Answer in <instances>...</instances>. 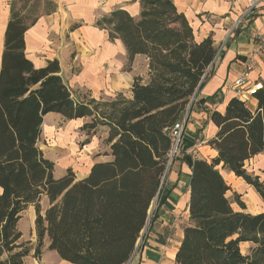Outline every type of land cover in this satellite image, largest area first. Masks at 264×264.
I'll return each mask as SVG.
<instances>
[{
    "label": "trees",
    "instance_id": "16d2710c",
    "mask_svg": "<svg viewBox=\"0 0 264 264\" xmlns=\"http://www.w3.org/2000/svg\"><path fill=\"white\" fill-rule=\"evenodd\" d=\"M141 2L139 19L116 10L100 24L111 25V37L121 38L130 54H149L154 73L148 82L135 78L133 98L103 102L73 91L58 59L35 65L25 51L31 24L12 9L0 64V264H24L32 253L39 258L46 240L68 262L125 264L143 230L146 238L159 219L161 205L152 214L149 209L168 187L177 139L172 129L193 109L220 52L211 37L194 42L187 17L172 0ZM177 20L182 30L172 26ZM255 98V109L234 96L224 111L210 114L218 127L208 141L218 152L211 160L186 153L194 141L182 132L179 151L192 171L190 217L177 264H264V211L235 210L234 202L246 206L237 193L234 200L228 196L231 185L223 173L243 177L264 198V181L245 166L264 152V87ZM50 112L90 118L83 126L91 132L105 126L111 159L97 161L82 178L71 167L56 177L55 161L40 142ZM30 206L36 244L22 241L19 229ZM241 242L252 244L249 251Z\"/></svg>",
    "mask_w": 264,
    "mask_h": 264
},
{
    "label": "crops",
    "instance_id": "0c3cea01",
    "mask_svg": "<svg viewBox=\"0 0 264 264\" xmlns=\"http://www.w3.org/2000/svg\"><path fill=\"white\" fill-rule=\"evenodd\" d=\"M53 1L55 6L46 14L33 19L34 22L24 35L25 51L35 65L45 66L49 59H58L61 76L73 91L79 95L83 91L85 94L81 95H88L89 98L100 101L108 98L111 100L117 92L125 91L126 86H132L137 76L135 67L132 66L131 72L123 71L129 60L128 49L121 38L111 37L109 33L111 25L110 27L101 25L100 21L116 10H125L131 17L139 19L144 6L141 0ZM172 1L178 13L187 17L194 34V42L200 43L203 39L211 37L213 44L218 48L217 53L220 52L216 59V67L202 86L185 127V137L194 141V145L188 148L186 153H191L193 158L211 160L218 155V152L208 141L216 135L218 127L211 121L210 114L215 110H225L228 101L235 96L231 88L232 82L244 70L247 56L260 46L256 35L264 34V0ZM13 2V0H0V64L5 44V31L14 9ZM137 59L138 56L135 57V60ZM257 59L259 63L252 75L255 79L264 81V52ZM131 92L129 90V94ZM247 105L253 109L257 108V99L250 98ZM55 114L58 113L50 112L46 117ZM183 156L184 154L182 158ZM253 160L258 164L259 169L264 171V152L247 162ZM181 167L183 170L179 177L175 176L174 181L168 179L166 190L168 200L163 204V211H159L160 217L156 221L160 222L159 229L164 224L167 225L172 216L176 215V209H185L189 220V180L192 170L186 162H183ZM89 170L90 167L84 170L82 176ZM225 171L232 177L229 180L231 182L226 179L231 185L228 196L230 192L233 196L237 193L246 206L242 209L237 202H234V209L249 213L263 212L264 198L260 196L254 185L234 172ZM256 172L255 175L264 181V174L260 175L261 173ZM235 182L240 190L232 186ZM251 200L254 204L250 206ZM35 216V210L34 212L31 210L33 224H35ZM23 218L24 214L19 222L20 230ZM183 228L175 241L169 237L164 238L161 231L153 237L147 236L130 264H169L171 260H175L184 236ZM170 242H173V246L167 245ZM241 243L243 251L245 245H250L247 251L252 246L250 242ZM46 244L49 246L48 240L45 241L44 245ZM48 252L42 255L41 264H76L62 259L56 250L49 249ZM31 256L34 257V253L25 258L24 264H40L33 258L30 261Z\"/></svg>",
    "mask_w": 264,
    "mask_h": 264
},
{
    "label": "rangeland",
    "instance_id": "374dc122",
    "mask_svg": "<svg viewBox=\"0 0 264 264\" xmlns=\"http://www.w3.org/2000/svg\"><path fill=\"white\" fill-rule=\"evenodd\" d=\"M13 6L15 11H19L21 16L24 17V21L27 24H31L32 20L35 19L37 16L42 14H46L47 11L52 9L55 5L53 0H13ZM170 16V14H169ZM170 21V20H169ZM168 21V22H169ZM172 26H175L178 30H182V22L181 20H177L176 22H171ZM128 49V48H127ZM129 52V50H128ZM138 56V59L135 60V57ZM151 57L147 53H140V54H130L129 52V60L126 62L123 71L129 70L131 72L132 66L135 67L136 77L142 78L144 82H148L151 80L152 74L154 73V69L151 63ZM135 77V78H136ZM133 84V83H132ZM132 86H126L125 91H119L115 96H112L111 100H116L120 96L123 99H131L133 98V94H129V90L132 91ZM81 94H85L83 91L80 92ZM87 94V93H86ZM88 96V95H87ZM105 100V99H104ZM109 98L105 101H111ZM196 101V100H195ZM103 102V101H101ZM106 103V102H105ZM190 114V111H189ZM189 116V115H188ZM188 118V117H187ZM186 118V121H187ZM90 118H81V119H65L59 114L50 115L46 117L43 123V135L41 139V147L45 152V155L49 158H52L55 161V176L62 177L67 172V168L71 167L73 171L76 173L78 178H81L84 170L87 168H91L93 164L97 161H105L111 159L110 155H107L109 151V145L106 143V137L108 135V130L105 126L99 125L95 132L89 131L88 128H85L83 125L90 121ZM187 124V122H185ZM185 124V127H186ZM184 127V129H185ZM185 131V130H184ZM90 132V133H89ZM176 156L173 158L171 164L169 165V172L167 176L170 181H174L175 176H180L183 168L182 163L186 162L182 158V154L179 151V148L175 151ZM191 155V153H189ZM192 156V155H191ZM187 163V162H186ZM188 164V163H187ZM258 164L255 161H250L246 163L247 170L249 173L256 174L261 173L260 175L264 174L263 170L259 169ZM225 178L229 181L230 174L227 171L223 170ZM231 182V181H229ZM232 186L236 190H240L237 186V183H232ZM243 193V192H242ZM166 193L162 195V197L155 201L150 207L151 214L154 209L158 208L161 205L160 211L163 209V204L168 200L165 199ZM244 195V193H243ZM167 196V195H166ZM229 197L234 200V196L232 192L229 193ZM245 197V195H244ZM246 199V197H245ZM250 206L254 204V201H249ZM256 206V203H255ZM31 210L34 212L35 207H29L23 214L24 220L21 225V232H23L24 237H22V241H29L32 244H36L37 242V234L35 232V224L32 223L31 219ZM176 215L172 216L171 222L168 221V224L162 226L161 229L159 226L160 222H156L153 224L152 228L149 229V233L146 236L153 237L155 234H160L164 238H170L172 241L176 240L179 231L183 228V226L188 222V215L186 214L185 209H176ZM163 211V210H162ZM146 230V231H145ZM143 232L148 231L146 228ZM142 232V234H143ZM141 234V235H142ZM144 234V236H145ZM143 236V237H144ZM142 237V236H141ZM141 237L138 239L141 242H145L146 238ZM173 243V242H172ZM172 243H168L167 245H172ZM138 244V243H137ZM139 245V244H138ZM142 245V244H141ZM141 245H139V249L137 252L140 251ZM250 245H245L244 248L247 251ZM43 251L39 258L31 256L30 261L33 259L37 260L40 263L42 260V255L48 252V245H44L42 247ZM41 264V263H40ZM169 264H177L176 261L173 259L169 262Z\"/></svg>",
    "mask_w": 264,
    "mask_h": 264
},
{
    "label": "built area",
    "instance_id": "2783aa9c",
    "mask_svg": "<svg viewBox=\"0 0 264 264\" xmlns=\"http://www.w3.org/2000/svg\"><path fill=\"white\" fill-rule=\"evenodd\" d=\"M256 40L258 41V44L260 46L253 50L248 56L245 61L244 70L240 73V75L232 82V90L235 92V96L241 99L242 101L248 103V100L252 97H255L257 93L263 89L264 87V81L261 79H255L252 75V72L257 67L259 63L258 56L264 52V34H258L256 35ZM211 70V66L207 69L206 73H208ZM189 113V109L187 110V113L184 117V120L178 122L172 129V132L174 136L177 138L176 143L172 150L171 160H173V156L175 151L179 148V144L181 142V135L185 127V122L187 115ZM141 243V242H140ZM139 243V245H140ZM139 245L137 244L136 249L134 250L133 254L131 255V258L128 260L125 264H130L131 259L136 255Z\"/></svg>",
    "mask_w": 264,
    "mask_h": 264
},
{
    "label": "water",
    "instance_id": "95a60500",
    "mask_svg": "<svg viewBox=\"0 0 264 264\" xmlns=\"http://www.w3.org/2000/svg\"><path fill=\"white\" fill-rule=\"evenodd\" d=\"M152 211V210H151ZM151 211L149 210V214L151 213ZM149 221V220H148ZM145 230V229H144ZM146 231V230H145ZM145 231L143 232V234H142V237H141V239L143 238V236H144V234H145ZM141 241L139 240V242H138V244L140 243Z\"/></svg>",
    "mask_w": 264,
    "mask_h": 264
}]
</instances>
